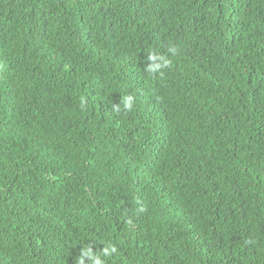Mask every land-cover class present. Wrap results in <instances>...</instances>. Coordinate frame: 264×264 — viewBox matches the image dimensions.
I'll return each instance as SVG.
<instances>
[{"label":"trees","instance_id":"1","mask_svg":"<svg viewBox=\"0 0 264 264\" xmlns=\"http://www.w3.org/2000/svg\"><path fill=\"white\" fill-rule=\"evenodd\" d=\"M87 248L264 264V0H0V264Z\"/></svg>","mask_w":264,"mask_h":264},{"label":"clouds","instance_id":"2","mask_svg":"<svg viewBox=\"0 0 264 264\" xmlns=\"http://www.w3.org/2000/svg\"><path fill=\"white\" fill-rule=\"evenodd\" d=\"M149 59L151 61H156L158 57L156 55H150ZM161 63L151 64L150 68L152 70H159L161 68L168 67V62L162 57L159 58ZM121 105L125 111H131L134 105V98L131 95L123 96L122 101L118 105L113 106V111L119 113ZM118 249L115 245L106 246L103 249V254L105 256H112L113 253H117ZM86 260L90 261V264H104V261L100 256L96 255L91 248L82 249L78 257L77 264H86Z\"/></svg>","mask_w":264,"mask_h":264}]
</instances>
